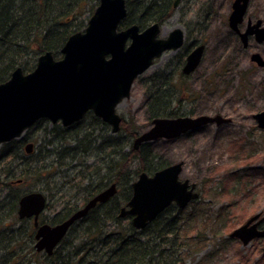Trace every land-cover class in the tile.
Segmentation results:
<instances>
[{
    "label": "trees",
    "instance_id": "trees-1",
    "mask_svg": "<svg viewBox=\"0 0 264 264\" xmlns=\"http://www.w3.org/2000/svg\"><path fill=\"white\" fill-rule=\"evenodd\" d=\"M150 1L144 4L145 0H126L127 17L120 23L121 28L132 23L144 28L153 22L161 23L172 14L173 0ZM97 4L98 0H0V83L6 81L17 67L27 72L26 58L31 55L35 63L38 56L46 51H50L56 59L61 57L60 50L67 38L86 27ZM135 9L136 13L132 14ZM161 11H165L163 16ZM81 16H84L82 22L78 21ZM72 19H77V22ZM158 73L154 72L149 78L152 84H149L147 92L146 110L150 121L156 117L179 115L177 109L170 106L172 96L167 95L168 91H173L172 82H164L165 89L153 84ZM165 95L171 99L166 100ZM173 96L178 103L181 102L175 93ZM85 120L89 122L88 132L81 131ZM47 121L40 119L35 125ZM90 124L93 126L91 129ZM55 126L50 131L45 130L43 135H51L47 142L44 140V144L38 146L37 140L33 141L31 154L23 150L29 139L27 135L0 145V264H180L205 245L203 234L208 228L213 235H217L218 227L228 233L236 227L227 219L229 214L225 207L218 209L213 222L212 216L204 212L202 202L193 201L184 209L174 206V212L173 205H170L144 229L136 230L128 217L118 216L119 209L131 197L132 183L140 172L152 174L168 163L162 161L157 164L154 158L151 160L147 152L148 143L134 148L131 139L137 133L124 119L120 130L123 129L129 138L120 133L94 135L97 129L101 131V127L105 128L107 124L91 111L71 126ZM244 142L243 138L231 142L235 159L239 156L234 150L240 152L242 148L245 149L244 160L250 158L247 150L253 149V144L248 141L246 147ZM45 146L49 148L43 152ZM90 159L92 161L88 163ZM63 160L68 162L63 163ZM63 164L69 167L70 174L62 177L64 183H60L61 187L68 185L70 189L67 192L80 193L82 200L89 199L112 182L116 183L117 192L109 201L97 205L74 223L52 255L47 256L34 250L32 223L17 218V201L27 191H21L20 187L28 177L39 180L42 176L46 179L47 175L57 174L55 170ZM257 170L261 169L242 170V174L228 170L220 194H227L228 184L233 178H254L258 174L264 177V170L261 173ZM17 180L21 182L17 183ZM53 181L56 183V180ZM218 194L205 191V195ZM245 194L250 196L249 192ZM80 203L83 202L65 204L64 212L51 221L56 219L53 221L56 223L69 216ZM240 214L237 224L243 223L249 212L244 208ZM8 219L14 221L7 224ZM196 264H205V260Z\"/></svg>",
    "mask_w": 264,
    "mask_h": 264
},
{
    "label": "water",
    "instance_id": "water-1",
    "mask_svg": "<svg viewBox=\"0 0 264 264\" xmlns=\"http://www.w3.org/2000/svg\"><path fill=\"white\" fill-rule=\"evenodd\" d=\"M179 0H176L174 5ZM249 0H234L229 15V26L247 47L250 35L257 42L264 41L261 20L248 22L244 32L238 25L243 21ZM127 14L126 0H98L83 31L72 33L61 47V57L55 59L50 51L38 56L35 67L23 72L15 68L10 77L0 83V144L20 138L38 120L61 122L69 126L80 121L88 111L110 125L111 132L120 129L121 116L117 105L130 95L135 79L143 74L167 50H175L183 43L180 28L172 29L161 37L162 24L154 22L144 29L137 24L119 29ZM204 45L196 46L187 56L182 72L192 73L201 63ZM251 61L263 66L259 53ZM256 126L264 130V109L252 115ZM230 119L217 115L156 117L146 131L133 140V147L157 139H175L207 124L220 125ZM33 150V143L24 145L26 154ZM183 162L171 163L149 175L142 171L132 183V195L120 209L119 216H131L135 229H144L169 205L182 209L198 197L194 184L179 179ZM116 192L112 183L95 194L86 204L56 225L38 226V215L45 207V196L40 191L23 194L18 202V218H34V248L51 255L54 248L67 234L70 226L83 218L97 204L107 202ZM260 212L235 228L230 237L246 245L254 238L264 237V228L257 226L264 216L255 221Z\"/></svg>",
    "mask_w": 264,
    "mask_h": 264
},
{
    "label": "rangeland",
    "instance_id": "rangeland-1",
    "mask_svg": "<svg viewBox=\"0 0 264 264\" xmlns=\"http://www.w3.org/2000/svg\"><path fill=\"white\" fill-rule=\"evenodd\" d=\"M231 1L185 0L181 9L179 7L174 14L172 11V14L162 23L163 32L161 37H166L174 27L178 26L179 14L182 10H185L186 5L191 6L187 14L191 29L194 27L197 16H203L205 7L208 8L209 6L215 9L210 16V23L207 24L206 29L202 28L200 32H192L196 37L202 36V42L206 45L200 65L188 78L179 79V76L173 73L174 52L171 50L164 52L160 58L154 61L151 67L135 79L129 97L123 99L117 105L116 111L126 122L132 125L131 130L138 135L150 128L152 124L148 119L146 110L147 92L150 88L149 84H152L149 78L154 72H159L154 78L153 84L156 86L161 85L159 88H162L164 82H172L173 91H168L167 95L172 96L170 106L177 109L179 115L195 117L202 114L210 116L219 114L229 118L230 122L228 123L208 124L175 139L151 141L147 144V152L149 157H152L151 160L154 158L157 164L162 161L168 164L182 161L183 167L179 179L188 180L189 184H194L195 190L200 194L194 202H202L204 212H207V216H212L213 222L216 221L213 217H215L218 209L222 206L225 207V211L229 214L227 219L234 222L238 227L242 225V222L237 224V220L244 208H247V212H249L244 221L258 212H260L261 218L264 215V177L260 174L254 178L251 176L242 177L241 179L233 178L228 184L227 194H220L228 170L231 173L238 172L241 174L244 173L242 170L251 168L264 170V131L257 128L252 117V114L264 108V69L252 67L249 59L252 51H258L264 57V44L257 45L254 41H251L249 48L243 49L241 44L236 42L235 37L230 34L227 27V15L230 11ZM148 2L151 1L145 0V3H143L147 4ZM132 12V14L136 13V9ZM247 17L252 19L261 18L264 22V0H250ZM83 19L84 16H81L78 21L82 22ZM72 20L77 22V19ZM26 60L25 66L30 71L36 64L34 57L31 55ZM186 92L187 95H185ZM174 93L178 98H181V102L178 103L175 100ZM167 95H165L166 100H170L171 98H168ZM54 124H58L59 127L62 126L60 122L51 123L47 121L39 123L27 129L23 136L27 135L30 142L37 140L39 146L44 144V140L47 142L51 138V135L43 134L45 130L50 131L53 129ZM82 126L83 128L79 127L82 132L89 131L88 120H85ZM92 127L90 124V129ZM101 129V131H99L100 128L97 129L94 135L97 133H106L107 135L120 133L125 138L130 137L123 129L116 134L111 133L109 126L101 127ZM242 138L245 139L244 145L246 147L248 141L253 144V149L249 147L250 149L247 150L250 158L246 161L244 160L245 156L243 157L244 148L240 149V152L234 150L241 159H235L232 156L231 142L239 141ZM131 140L133 142L134 139ZM58 143L60 144V142ZM47 148L49 146H45L43 152ZM125 150L127 151L128 148ZM64 161L68 162V160H63V163ZM91 161L92 159L88 160V163ZM69 170V167L63 164L55 170L58 171L57 174H50L49 176L44 174L47 177L46 179L42 176L39 180L28 177L21 185L20 190L46 189L44 192L51 199L55 198L57 200L60 195L56 190L61 188L66 191V198H70L71 195L67 192L70 187L68 185L59 187L60 183H64L62 177L70 174L68 173ZM261 170H257V172L261 173ZM248 172L247 174H249ZM53 179L56 180V183ZM207 190L219 192V194L216 196L205 195ZM245 192H249L250 196H246ZM118 195L120 196V192ZM79 198H82V196ZM53 212L50 210V215ZM13 221L8 219L6 223L10 224ZM260 223L261 225L257 228L263 229L264 221ZM229 233L218 227L217 235H213L208 228L203 234L206 240L205 245L198 253L189 255L180 264H196L199 260H205V264H264V256H262L264 253V238L258 240L254 238L246 245H242L238 239L229 237ZM206 254L205 258L204 255Z\"/></svg>",
    "mask_w": 264,
    "mask_h": 264
},
{
    "label": "flooded vegetation",
    "instance_id": "flooded-vegetation-1",
    "mask_svg": "<svg viewBox=\"0 0 264 264\" xmlns=\"http://www.w3.org/2000/svg\"><path fill=\"white\" fill-rule=\"evenodd\" d=\"M175 1L176 0H173V3H172V9H173V14L176 12V10L180 7V9H181V7H182V4L184 3V1L185 0H179L178 2H177V4L176 5H174V3H175ZM233 1L234 0H232L231 1V4H230V11H229V13H228V15H227V27H228V29H229V32H230V34L232 35V36H234L235 37V39H236V42H239V44H241V46H242V48L243 49H247V48H249V46H250V42L251 41H254L257 45H262V44H264V41L263 42H257L256 40H255V36L254 35H250L249 36V38H248V45H247V47H243V45H242V42H241V38H240V36H239V34L237 33V32H235V31H233L231 28H230V26H229V15H230V13H231V11H232V3H233ZM249 2H250V0H249ZM248 6H249V3H248ZM126 8H127V4H126ZM189 8L191 9V6H188V5H186V8H185V10H182V12L179 14V18H178V26H176V27H178V28H180L181 30H182V32H183V43H182V45L180 46V47H178L177 49H173V50H171V51H173L174 52V55H175V59H174V65H173V73H176L178 76H179V79H181V78H188L192 73H194V71L196 70H194L192 73H190V74H184L183 72H182V70H183V66H184V64H185V62H186V58H187V56H188V54L196 47V46H198V45H200V44H203L204 45V53H205V49H206V45L202 42L203 40H202V36H199V37H196V36H194V34L192 33L193 31H198V32H200V31H202V28L203 29H206V27H207V24H209L210 23V16L214 13V11H215V9L214 8H210L209 6H208V8L207 7H205L204 9H203V16H200L199 17V15L197 16V20L195 21V24H194V27L191 29L190 27H189V21H188V19H187V14H188V11H189ZM247 10H248V7H247ZM247 10H246V13H245V15H244V18H243V21L238 25V27H239V30L241 31V32H244L245 31V29L247 28V25H248V22L250 21L251 22V24H254L257 20H261V27H263L264 26V22H263V20L261 19V18H254V19H252V18H250V17H247ZM133 13V12H132ZM135 14V13H134ZM165 14V11H161V16H163ZM126 17H127V14H126V16L124 17V19L123 20H125L126 19ZM167 19V18H166ZM165 19V20H166ZM183 19H185V21H183ZM122 20V21H123ZM165 20H163V21H165ZM121 21V22H122ZM163 21L160 23V24H162L163 23ZM120 22V23H121ZM154 23V22H153ZM133 24H136V23H132V24H130V25H133ZM152 24V23H151ZM130 25H128V26H130ZM138 25V24H137ZM150 24H148L147 26H149ZM225 25H226V23H225ZM128 26H126V27H128ZM139 26V25H138ZM147 26H145V27H147ZM196 26V27H195ZM126 27H124V28H126ZM144 27V28H145ZM176 27H174V28H176ZM139 28H140V26H139ZM144 28H140V29H144ZM173 28V29H174ZM120 29H123V28H121V26H120ZM160 36H161V34H160ZM167 51H169V50H167ZM166 52V51H165ZM253 53H259L260 55H261V57H262V59H263V61H264V57H263V55L260 53V52H258V51H252L251 53H250V56H249V59H250V62L252 63V67H254V68H258V69H264V65L263 66H258L255 62H252L251 61V55L253 54ZM163 55V54H162ZM161 55V56H162ZM160 56V57H161ZM159 57V58H160ZM203 58V57H202ZM158 59V58H157ZM156 60V59H155ZM154 60V61H155ZM202 61V60H201ZM154 64V63H153ZM200 65V64H199ZM198 68V67H197ZM175 87V86H174ZM178 116H182V115H178ZM122 119L123 118H121V121H122ZM104 122V121H103ZM152 122V121H151ZM230 122V121H229ZM105 123V122H104ZM224 123H228V122H224ZM61 124V123H60ZM74 124V123H73ZM107 124V123H106ZM223 124V123H222ZM35 125V124H34ZM62 125V124H61ZM72 125V124H71ZM71 125H69V126H71ZM107 126H109V125H107ZM110 127V126H109ZM204 127V126H203ZM189 133H191V132H189ZM189 133H187V134H189ZM27 142H30V141H27ZM26 142V143H27ZM25 143V144H26ZM33 143V142H32ZM24 150V149H23ZM33 150H34V143H33ZM33 150H32V152H33ZM25 152V151H24ZM31 152V153H32ZM30 153V154H31ZM21 182V180H17V183H20ZM112 183H114V182H112ZM112 183H110L109 185H111ZM108 185V186H109ZM115 185H116V183H115ZM60 187H61V185H59ZM108 186H106L105 188H107ZM195 186V185H194ZM57 188V187H56ZM105 188H103L102 190H104ZM46 189H43V190H27V191H25V192H23V194H25V193H27V192H31V191H40V192H42L43 194H44V196H45V207H44V209H43V211L38 215V219H37V221H38V226L39 225H41V224H43V223H45V224H49V225H51V226H53V225H56V224H59V223H61L62 221H64L65 219H67L69 216H67V217H65L64 219H62V220H60V221H58V222H53V221H56V219L55 220H52L51 221V219L54 217H56V216H59L60 214V212L61 213H63L64 212V207H65V204H67V203H69V204H71V203H73V202H77V203H79L80 201L81 202H83V203H80L79 204V206L73 211V213L76 211V210H78V209H80V208H82L85 204H86V202L89 200V199H91L95 194H97V193H99V192H97V193H95L94 195H92L89 199H86V200H82V198H79L80 197V193H78V192H76V193H68L69 195H71V197L70 198H66V191H63L61 188H57V190H56V192L58 193V195H60V197L56 200L55 198H52L51 199V197H49L44 191H45ZM101 190V191H102ZM196 191V190H195ZM116 192H117V185H116ZM115 192V193H116ZM197 192V191H196ZM198 193V192H197ZM22 194V195H23ZM50 194V193H49ZM21 195V196H22ZM115 195V194H114ZM113 195V196H114ZM198 195H200L199 193H198ZM20 196V197H21ZM112 196V197H113ZM20 197L18 198V201H17V209H18V202H19V199H20ZM111 197V198H112ZM110 198V199H111ZM109 199V200H110ZM130 199V198H129ZM79 200V201H78ZM108 200V201H109ZM52 201V202H51ZM128 202V201H127ZM126 202V203H127ZM106 203V202H105ZM126 203H125V205H126ZM101 204H103V203H101ZM97 205H100V204H97ZM96 205V206H97ZM125 205H123L122 207H124ZM95 206V207H96ZM122 207H120V209L122 208ZM94 208V207H93ZM92 208V209H93ZM17 209H16V216H17V218H18V215H17ZM120 209H119V212H120ZM50 210H52V211H54L53 213H52V215H50ZM91 211V209L88 211V213ZM87 213V214H88ZM86 214V215H87ZM85 215V216H86ZM84 216V217H85ZM118 216H119V214H118ZM264 216V215H263ZM120 217V216H119ZM46 218V219H45ZM120 218H125V217H120ZM128 218L130 219V217L128 216ZM19 220H27L28 222H30V223H32V226H33V244H32V246H33V248H34V244H35V242H36V240H35V231H36V229H37V227L35 226V224H34V218H33V216L32 217H29V218H23V219H20V218H18ZM44 219V220H43ZM82 219V218H81ZM81 219H78L77 221H79V220H81ZM259 219H261V216L260 217H258L255 221H258ZM77 221H75L74 223H76ZM262 221H264V220H261L260 222H262ZM73 223V224H74ZM73 224L70 226V228L73 226ZM259 225H261V223L260 224H258V226ZM257 226V227H258ZM69 228V229H70ZM62 241V240H61ZM59 245V244H58ZM57 245V246H58ZM56 246V247H57ZM34 250H35V248H34ZM36 251V250H35ZM37 252V251H36ZM39 253H44V254H46L44 251H41V252H39Z\"/></svg>",
    "mask_w": 264,
    "mask_h": 264
},
{
    "label": "bare ground",
    "instance_id": "bare-ground-1",
    "mask_svg": "<svg viewBox=\"0 0 264 264\" xmlns=\"http://www.w3.org/2000/svg\"><path fill=\"white\" fill-rule=\"evenodd\" d=\"M162 32H163V31H162ZM162 212H163V211H162ZM162 212H161V213H162ZM71 213H73V212H71ZM161 213H160V214H161ZM156 218H157V217H156ZM156 218H155V219H156ZM46 255H47V256H51L52 254H51V255L46 254Z\"/></svg>",
    "mask_w": 264,
    "mask_h": 264
}]
</instances>
